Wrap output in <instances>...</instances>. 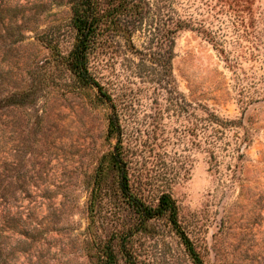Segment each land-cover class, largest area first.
Returning a JSON list of instances; mask_svg holds the SVG:
<instances>
[{
	"label": "rangeland",
	"instance_id": "obj_1",
	"mask_svg": "<svg viewBox=\"0 0 264 264\" xmlns=\"http://www.w3.org/2000/svg\"><path fill=\"white\" fill-rule=\"evenodd\" d=\"M76 1L0 0V264H98L136 218L110 177L90 210L117 138L110 102L59 56L77 42ZM133 1L143 14L106 33L96 67L133 184L154 205L172 195L204 264H264V0ZM171 18L190 25L174 40ZM134 233L139 264H196L167 218Z\"/></svg>",
	"mask_w": 264,
	"mask_h": 264
},
{
	"label": "trees",
	"instance_id": "obj_2",
	"mask_svg": "<svg viewBox=\"0 0 264 264\" xmlns=\"http://www.w3.org/2000/svg\"><path fill=\"white\" fill-rule=\"evenodd\" d=\"M133 0H77L73 5L72 24L77 30V42L67 54L59 56L63 63L76 77L78 83L86 87H99L98 99L101 102H110L114 111L110 117L109 136L117 138L113 150L105 154L97 168L94 185L90 197V210L98 207L102 200L108 197L106 192L108 178L113 181L115 194L121 203L127 207L136 218L126 225L124 231L118 232L115 239L121 241L101 242L98 264H139L134 242L129 241L134 232L153 219L165 217L183 239V244L194 259L196 264H204L194 242L186 233L179 222L178 207L169 192H163L158 203L153 204L148 200L145 192L135 186L132 181V152L130 146L124 140V127L122 115L112 95L107 92L104 85L98 80L96 67L100 64V48L105 44L104 36L107 32L115 35L122 32V16L134 14L141 16L144 6ZM190 26L185 20L171 18L168 23L166 35L174 40L175 33ZM98 62V63H97ZM12 100V97L7 99ZM2 102V101H1ZM0 102V103H1ZM203 120V128L206 130L211 123L209 114Z\"/></svg>",
	"mask_w": 264,
	"mask_h": 264
}]
</instances>
